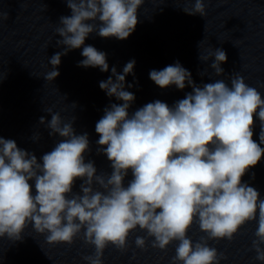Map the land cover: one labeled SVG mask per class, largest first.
<instances>
[{"label": "clouds", "instance_id": "clouds-1", "mask_svg": "<svg viewBox=\"0 0 264 264\" xmlns=\"http://www.w3.org/2000/svg\"><path fill=\"white\" fill-rule=\"evenodd\" d=\"M145 2L66 0L71 15L61 16L55 28L62 50L48 59L44 78L55 80L61 58L77 49L83 57L78 67L108 72L107 54L85 41L92 34L126 40ZM182 9L207 15L205 0ZM8 19L0 10V22ZM201 43L199 59L212 61V71L200 75L210 83L196 84L179 61L149 72L161 89L191 88L172 105L157 99L132 110L136 96L127 89L134 84H126V77L134 76L135 59L122 73L113 66L100 81V89L118 102L106 106L95 125L97 154L107 157L110 173L98 172L87 159L89 134L77 133L74 115L65 119L44 110L51 119L42 116L39 123L55 143L39 159L0 137V239L22 241L31 228L51 245L71 247L80 240L92 249L81 256L85 264H104L109 246L122 253L131 249L132 259L136 249L172 247L169 264H221L227 257L214 245L232 243L255 225L248 250L255 253L253 264H264V196L242 179L264 157V93L238 72L225 74L223 48L205 54ZM257 125L259 142L253 139Z\"/></svg>", "mask_w": 264, "mask_h": 264}, {"label": "water", "instance_id": "water-1", "mask_svg": "<svg viewBox=\"0 0 264 264\" xmlns=\"http://www.w3.org/2000/svg\"><path fill=\"white\" fill-rule=\"evenodd\" d=\"M193 3L194 0H146L129 38L121 41L92 34L85 41L107 54L108 72L78 67L83 57L82 49H77L61 58L59 76L46 80L48 59L62 50L56 44L60 37L55 28L61 16L71 15L66 0H0V10L9 13V19L0 22V137L15 140L18 147L34 152L39 159L55 143L39 123L42 116L51 119L44 110L52 108L65 119L74 115L77 133L89 134L91 152L87 159L95 162L98 172L110 173L107 157L97 154L99 136L95 125L104 108L118 102L100 89V81L108 79L113 66L122 73L126 63L135 59L134 76L126 77V84H134L127 89L136 96L132 110L157 99L172 105L191 88L161 89L150 79L149 72L179 61L196 84L210 83L207 75H200L205 69L212 71L208 68L212 61L206 64L199 59L201 41L205 54L212 47L226 51L228 60L222 65L226 75L238 72L246 83L264 93V0H205V17L183 11ZM259 131L257 125L253 136L257 142ZM37 132L41 134L38 141L33 140ZM242 179L264 196V157ZM79 183L74 191L79 190ZM254 230L255 225H248L232 243L220 241L214 245L227 257L221 264H253L255 253L248 247ZM91 251L80 240L71 247L48 244L29 228L22 241L0 239V264H85L81 256ZM173 254L172 247L167 252L136 249L132 259L131 249L122 253L109 246L104 252V264H169Z\"/></svg>", "mask_w": 264, "mask_h": 264}]
</instances>
